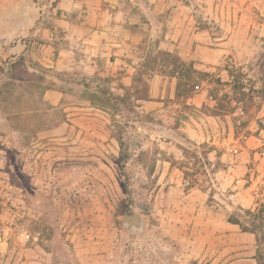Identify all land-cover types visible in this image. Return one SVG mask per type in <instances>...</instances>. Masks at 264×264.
I'll return each instance as SVG.
<instances>
[{"label":"rangeland","instance_id":"1","mask_svg":"<svg viewBox=\"0 0 264 264\" xmlns=\"http://www.w3.org/2000/svg\"><path fill=\"white\" fill-rule=\"evenodd\" d=\"M167 2L156 17L198 36L145 37L131 88L77 77L51 105L0 65V264H257L228 218L264 214V0ZM31 8L0 0V25Z\"/></svg>","mask_w":264,"mask_h":264},{"label":"crops","instance_id":"2","mask_svg":"<svg viewBox=\"0 0 264 264\" xmlns=\"http://www.w3.org/2000/svg\"><path fill=\"white\" fill-rule=\"evenodd\" d=\"M30 2L25 15L1 21L0 65L9 66L11 79L21 72L34 82V90L44 88L40 100L51 105L61 102L66 96L62 87L77 77L110 75L115 84L131 88L145 57L138 50L145 37L158 38V48L182 50L198 36L174 28L176 22L185 23L181 14L174 21L156 17L168 7L167 0H59L52 11L66 12L60 15H44L45 4ZM39 97L24 91L14 100L35 102Z\"/></svg>","mask_w":264,"mask_h":264},{"label":"trees","instance_id":"3","mask_svg":"<svg viewBox=\"0 0 264 264\" xmlns=\"http://www.w3.org/2000/svg\"><path fill=\"white\" fill-rule=\"evenodd\" d=\"M120 146L122 142L119 141ZM245 216L247 220H239L236 215H230L228 222L239 226L240 230L245 233H250L255 236V240L258 245H261V249L257 250L258 257L256 259L257 264H259L260 259L264 257V214L260 210L253 212L251 210H245Z\"/></svg>","mask_w":264,"mask_h":264},{"label":"water","instance_id":"4","mask_svg":"<svg viewBox=\"0 0 264 264\" xmlns=\"http://www.w3.org/2000/svg\"><path fill=\"white\" fill-rule=\"evenodd\" d=\"M123 226L130 231H141L143 227V220L141 216L125 215L121 219Z\"/></svg>","mask_w":264,"mask_h":264}]
</instances>
